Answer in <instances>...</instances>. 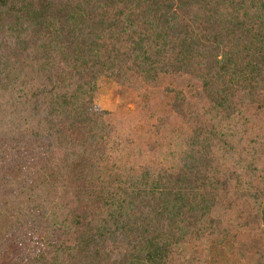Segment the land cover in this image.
Returning <instances> with one entry per match:
<instances>
[{"label": "trees", "instance_id": "trees-1", "mask_svg": "<svg viewBox=\"0 0 264 264\" xmlns=\"http://www.w3.org/2000/svg\"><path fill=\"white\" fill-rule=\"evenodd\" d=\"M1 244L264 264V0H0Z\"/></svg>", "mask_w": 264, "mask_h": 264}, {"label": "rangeland", "instance_id": "rangeland-1", "mask_svg": "<svg viewBox=\"0 0 264 264\" xmlns=\"http://www.w3.org/2000/svg\"><path fill=\"white\" fill-rule=\"evenodd\" d=\"M98 93L96 96V103L104 110L115 111L122 104V91L118 85L111 79L107 77H100L98 80ZM128 109H132L133 105L129 102L127 104ZM123 158V163L125 156ZM104 187H101V196H106L110 191L111 179H107ZM4 247V244L0 245V264H17L15 257L12 256ZM14 253V252H13Z\"/></svg>", "mask_w": 264, "mask_h": 264}]
</instances>
